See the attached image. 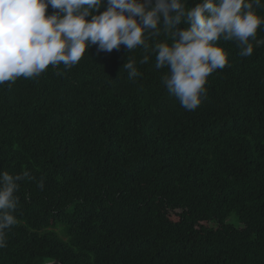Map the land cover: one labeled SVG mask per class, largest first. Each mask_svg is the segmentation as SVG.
I'll return each instance as SVG.
<instances>
[{"label": "trees", "instance_id": "obj_1", "mask_svg": "<svg viewBox=\"0 0 264 264\" xmlns=\"http://www.w3.org/2000/svg\"><path fill=\"white\" fill-rule=\"evenodd\" d=\"M161 42L92 45L70 69L0 85V171L34 177L0 264H264V45L241 57L219 40L228 64L188 111L161 82Z\"/></svg>", "mask_w": 264, "mask_h": 264}, {"label": "clouds", "instance_id": "obj_2", "mask_svg": "<svg viewBox=\"0 0 264 264\" xmlns=\"http://www.w3.org/2000/svg\"><path fill=\"white\" fill-rule=\"evenodd\" d=\"M262 2L199 0L189 7L188 0H0V85L39 77L49 65L70 69L92 45L108 53L121 45L128 51L147 49L148 39L163 31L171 44L156 43L152 49L156 68L168 69L161 82L181 107L194 111L207 95L209 75L228 64L219 40L235 42L241 57L253 54L252 41L255 47L264 45L257 39L264 25L256 12ZM49 6L58 11L46 15ZM148 61L145 55L140 63ZM135 63L123 65L131 80L142 75ZM25 179L34 177L28 171H0V249L17 223L16 193ZM37 186L43 190V180Z\"/></svg>", "mask_w": 264, "mask_h": 264}, {"label": "rangeland", "instance_id": "obj_3", "mask_svg": "<svg viewBox=\"0 0 264 264\" xmlns=\"http://www.w3.org/2000/svg\"><path fill=\"white\" fill-rule=\"evenodd\" d=\"M230 220H232L231 222H235L233 217H231Z\"/></svg>", "mask_w": 264, "mask_h": 264}, {"label": "water", "instance_id": "obj_4", "mask_svg": "<svg viewBox=\"0 0 264 264\" xmlns=\"http://www.w3.org/2000/svg\"><path fill=\"white\" fill-rule=\"evenodd\" d=\"M55 263H57V261H54V262H52V263H47V264H55Z\"/></svg>", "mask_w": 264, "mask_h": 264}]
</instances>
